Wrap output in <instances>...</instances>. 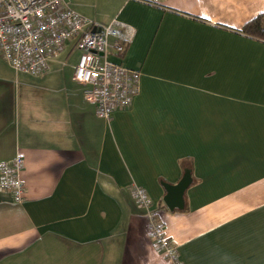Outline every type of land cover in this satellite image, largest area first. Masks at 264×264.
Masks as SVG:
<instances>
[{"label": "crops", "instance_id": "crops-1", "mask_svg": "<svg viewBox=\"0 0 264 264\" xmlns=\"http://www.w3.org/2000/svg\"><path fill=\"white\" fill-rule=\"evenodd\" d=\"M70 6L134 28L121 62L139 89L107 122L71 78L73 42L42 76L0 57V163L20 155L25 187L20 202L0 189V264H171L132 185L182 264H264V40L242 31L264 0ZM185 171L169 209L165 186Z\"/></svg>", "mask_w": 264, "mask_h": 264}, {"label": "built area", "instance_id": "built-area-1", "mask_svg": "<svg viewBox=\"0 0 264 264\" xmlns=\"http://www.w3.org/2000/svg\"><path fill=\"white\" fill-rule=\"evenodd\" d=\"M133 36L131 25L116 19L98 25L74 10L70 0H0V57L7 65L15 73L42 76L63 46L76 40L81 53L71 78L87 86L84 98L94 103L96 115L107 122L113 110L130 107L139 89L140 71L121 62ZM22 168L20 155L11 164L0 163V189L16 202L25 192ZM131 192L136 204L146 211L153 245L171 264H182L162 224L153 219L146 191L132 185Z\"/></svg>", "mask_w": 264, "mask_h": 264}, {"label": "water", "instance_id": "water-1", "mask_svg": "<svg viewBox=\"0 0 264 264\" xmlns=\"http://www.w3.org/2000/svg\"><path fill=\"white\" fill-rule=\"evenodd\" d=\"M188 181V175L185 174L175 185L166 184V195L163 200L169 209H173L174 206H182V195L188 185Z\"/></svg>", "mask_w": 264, "mask_h": 264}, {"label": "trees", "instance_id": "trees-1", "mask_svg": "<svg viewBox=\"0 0 264 264\" xmlns=\"http://www.w3.org/2000/svg\"><path fill=\"white\" fill-rule=\"evenodd\" d=\"M261 16H257L255 18H253L252 20L246 22L244 25H243V28H242V31H244L245 33L249 34V35H252V36H255V37H258L262 40H264V25H262V22H261ZM70 42H73V48L76 47V40L72 39L71 41L67 42L66 44L70 43ZM65 44V45H66ZM64 45V46H65ZM63 46V48H64ZM129 46V44L126 45L125 47V51L124 53H122L121 56H124L126 50H127V47ZM62 48V49H63ZM62 51V50H61ZM59 55V54H58ZM123 58V57H121ZM113 60H116L115 57H113ZM122 60V59H121ZM50 65V64H49ZM13 70V69H12ZM49 71V70H48ZM26 74V73H25ZM46 74V73H45ZM140 82V81H139ZM187 174L188 175V178H189V181H188V185L190 184L191 182V176H190V172L189 171H185L184 175ZM183 175V176H184ZM182 176V177H183ZM181 180V179H180ZM179 180V181H180ZM187 185V186H188ZM185 191V190H184ZM184 194V193H183Z\"/></svg>", "mask_w": 264, "mask_h": 264}, {"label": "rangeland", "instance_id": "rangeland-1", "mask_svg": "<svg viewBox=\"0 0 264 264\" xmlns=\"http://www.w3.org/2000/svg\"><path fill=\"white\" fill-rule=\"evenodd\" d=\"M261 22H262V25H264V19ZM71 53H72L71 58H79L78 56L80 55L81 50L79 48H76Z\"/></svg>", "mask_w": 264, "mask_h": 264}]
</instances>
